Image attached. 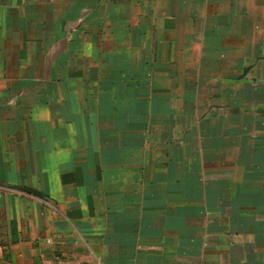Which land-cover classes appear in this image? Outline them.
Listing matches in <instances>:
<instances>
[{
  "label": "crops",
  "instance_id": "0c3cea01",
  "mask_svg": "<svg viewBox=\"0 0 264 264\" xmlns=\"http://www.w3.org/2000/svg\"><path fill=\"white\" fill-rule=\"evenodd\" d=\"M0 264H264V0H0Z\"/></svg>",
  "mask_w": 264,
  "mask_h": 264
},
{
  "label": "rangeland",
  "instance_id": "374dc122",
  "mask_svg": "<svg viewBox=\"0 0 264 264\" xmlns=\"http://www.w3.org/2000/svg\"><path fill=\"white\" fill-rule=\"evenodd\" d=\"M44 64H45V69H47L50 66V64H52V60L48 59Z\"/></svg>",
  "mask_w": 264,
  "mask_h": 264
},
{
  "label": "trees",
  "instance_id": "16d2710c",
  "mask_svg": "<svg viewBox=\"0 0 264 264\" xmlns=\"http://www.w3.org/2000/svg\"><path fill=\"white\" fill-rule=\"evenodd\" d=\"M30 191V190H29Z\"/></svg>",
  "mask_w": 264,
  "mask_h": 264
}]
</instances>
